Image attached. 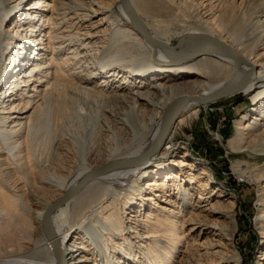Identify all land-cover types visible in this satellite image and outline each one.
Segmentation results:
<instances>
[{"label":"bare ground","instance_id":"1","mask_svg":"<svg viewBox=\"0 0 264 264\" xmlns=\"http://www.w3.org/2000/svg\"><path fill=\"white\" fill-rule=\"evenodd\" d=\"M129 2L168 46L123 0H0V264L243 263L238 193L177 137L236 61L178 54L213 39L241 54L242 84L225 97L255 104L229 143L264 156V0ZM248 177L264 244V167Z\"/></svg>","mask_w":264,"mask_h":264},{"label":"rangeland","instance_id":"2","mask_svg":"<svg viewBox=\"0 0 264 264\" xmlns=\"http://www.w3.org/2000/svg\"><path fill=\"white\" fill-rule=\"evenodd\" d=\"M174 22L173 29L180 23L177 20ZM254 104L255 102L244 94L222 97L203 108L198 117L189 118L177 128L179 143L188 146L193 159L208 163V168L214 173L215 182L220 187H225V190L238 193L240 197L237 202L240 226L237 240L238 248L243 254L242 264H256L258 257L264 252L262 237L255 226V195L259 184L254 178L250 180L248 177L250 169L264 167V156L234 153L229 139L234 135L236 121L242 118ZM45 155H48L47 152H44V157ZM237 165L241 170H236ZM57 190L59 192L54 189L47 192L36 190V192L50 198L60 193V190ZM26 203L30 204L29 200ZM2 220L1 215L0 222H3ZM2 234L4 232L1 231L0 226V237ZM92 240L96 243L97 251L105 253L104 255L100 253V256L107 260L108 254L101 247L102 242L95 237ZM67 246L70 250L71 244Z\"/></svg>","mask_w":264,"mask_h":264},{"label":"water","instance_id":"3","mask_svg":"<svg viewBox=\"0 0 264 264\" xmlns=\"http://www.w3.org/2000/svg\"><path fill=\"white\" fill-rule=\"evenodd\" d=\"M128 8V10H130V12L132 13V15L134 16L138 27L140 28V30H142L144 32V34L146 35V37L151 40V41H160V44L162 46H168V43H165L164 41H161L157 38H155L154 36H152L147 29L144 26V23L142 22L141 18L139 17V15L135 12V10L132 8V6L130 5L129 0H123ZM214 51H222L225 53H228L230 55H232L235 58L236 61V67L235 70L233 72V75L231 77V79L229 80L228 84L224 87H222L221 89L217 90L214 94L212 95H205V96H199L200 100H205V99H212V98H222L225 97L227 95L232 94L235 90H237L241 84L242 81L239 78V67H240V59H241V54L231 45L227 44L224 41H221L219 39H213L205 48L199 50V51H195V52H189L187 54H178V60H184V59H189V58H193L195 56H197L198 54L202 53V52H207V53H211ZM178 101H175L172 103V105H174L175 103H177ZM176 105V104H175ZM177 111L175 109L172 110L171 114L170 112H167L166 114V119L164 121L165 126H168L171 124V122L173 121V119L176 116ZM170 114V115H169ZM94 174V172H90L89 174H87L84 179L83 182H86L90 177H92ZM74 192V191H73ZM68 194H66L65 196H63L62 199H64L65 197H67ZM63 260V263H65V258L62 257L61 258Z\"/></svg>","mask_w":264,"mask_h":264}]
</instances>
